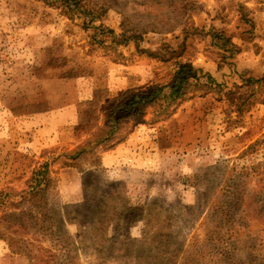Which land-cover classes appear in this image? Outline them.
Instances as JSON below:
<instances>
[{"label": "rangeland", "instance_id": "rangeland-1", "mask_svg": "<svg viewBox=\"0 0 264 264\" xmlns=\"http://www.w3.org/2000/svg\"><path fill=\"white\" fill-rule=\"evenodd\" d=\"M80 4L0 0V264H264V0ZM186 63L206 86L99 143Z\"/></svg>", "mask_w": 264, "mask_h": 264}, {"label": "trees", "instance_id": "trees-1", "mask_svg": "<svg viewBox=\"0 0 264 264\" xmlns=\"http://www.w3.org/2000/svg\"><path fill=\"white\" fill-rule=\"evenodd\" d=\"M59 1L62 7L76 10L79 15H84L88 24L99 19L105 11L102 6L90 9L86 5L80 4L81 0ZM104 28L105 26L100 24L96 29H100L101 33ZM197 71L190 64H182L173 71L170 80L166 83L132 87L125 90L122 95L107 101L103 105L102 114L105 119L103 127H107L108 130L99 143L115 140L109 144L111 146L123 140L128 131L118 133L119 128H124L125 122L130 119L141 120L148 106L152 107L153 115L158 118L170 116L180 101L193 96L194 93L191 92L197 88L206 86L199 82Z\"/></svg>", "mask_w": 264, "mask_h": 264}]
</instances>
